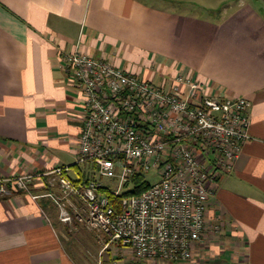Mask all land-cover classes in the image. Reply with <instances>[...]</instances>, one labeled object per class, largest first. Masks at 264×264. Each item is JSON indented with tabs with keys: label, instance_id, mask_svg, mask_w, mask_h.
I'll list each match as a JSON object with an SVG mask.
<instances>
[{
	"label": "crops",
	"instance_id": "1",
	"mask_svg": "<svg viewBox=\"0 0 264 264\" xmlns=\"http://www.w3.org/2000/svg\"><path fill=\"white\" fill-rule=\"evenodd\" d=\"M155 1L0 0V178L35 176L29 192L0 196V264L86 263L68 242L85 226L62 222L44 197L58 190L54 168L70 166L76 181L93 170L77 165L83 96L63 61L75 50L166 89L183 76L205 95L253 103L251 139L210 185L207 230L184 264H264V0H233L213 19L177 10L191 0ZM106 239L107 264H181L141 261Z\"/></svg>",
	"mask_w": 264,
	"mask_h": 264
},
{
	"label": "built area",
	"instance_id": "2",
	"mask_svg": "<svg viewBox=\"0 0 264 264\" xmlns=\"http://www.w3.org/2000/svg\"><path fill=\"white\" fill-rule=\"evenodd\" d=\"M63 61L83 96L77 165L93 170L86 181H76L70 166L54 168L46 175L58 190L44 197L57 206L62 222L76 220L131 249L138 260L189 262L207 230L210 185L233 169L251 139L253 103L205 95L183 76L166 89L79 50L64 53ZM151 172L159 182L124 196L137 174ZM34 179L0 178V196L9 186L29 192ZM111 197L120 198L119 208Z\"/></svg>",
	"mask_w": 264,
	"mask_h": 264
},
{
	"label": "rangeland",
	"instance_id": "3",
	"mask_svg": "<svg viewBox=\"0 0 264 264\" xmlns=\"http://www.w3.org/2000/svg\"><path fill=\"white\" fill-rule=\"evenodd\" d=\"M149 1L159 3L155 0ZM191 3L192 5L186 4L185 6H178L177 10L187 14L213 19L217 17L216 13L218 10H222L225 6H230L231 4H233V0H191ZM146 178L151 184H155L159 182L160 175L157 172H151L146 175ZM105 182L108 183L110 181L106 179ZM106 238L109 237L106 235H102V238H100L99 235L94 234L86 227L85 229L82 227L79 231L74 230L70 233L68 242L72 245V249L76 257L81 258V260H83V263L86 262L85 264H98L100 261L101 264H107L106 256H109V250H111V246L107 250H105L103 255L102 250L105 247L106 242H108V239ZM101 254L103 256H101ZM127 263L139 264L137 263V261H128Z\"/></svg>",
	"mask_w": 264,
	"mask_h": 264
},
{
	"label": "trees",
	"instance_id": "4",
	"mask_svg": "<svg viewBox=\"0 0 264 264\" xmlns=\"http://www.w3.org/2000/svg\"><path fill=\"white\" fill-rule=\"evenodd\" d=\"M131 190L125 192L124 196L139 195L151 187V183L147 180L144 174H137L131 184ZM108 193V192H107ZM110 196V194L108 193ZM114 205L119 208L120 198L111 197Z\"/></svg>",
	"mask_w": 264,
	"mask_h": 264
}]
</instances>
